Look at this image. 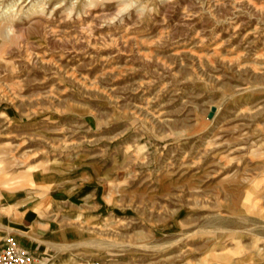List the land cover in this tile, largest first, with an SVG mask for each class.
Here are the masks:
<instances>
[{"label": "rangeland", "instance_id": "1", "mask_svg": "<svg viewBox=\"0 0 264 264\" xmlns=\"http://www.w3.org/2000/svg\"><path fill=\"white\" fill-rule=\"evenodd\" d=\"M62 182L31 264H264V0H0V221Z\"/></svg>", "mask_w": 264, "mask_h": 264}, {"label": "crops", "instance_id": "2", "mask_svg": "<svg viewBox=\"0 0 264 264\" xmlns=\"http://www.w3.org/2000/svg\"><path fill=\"white\" fill-rule=\"evenodd\" d=\"M54 190L39 189L34 196L18 199L10 214H4L0 223V240L13 235L20 244L37 255L51 249L49 243L66 241L75 235L70 225L76 216V198L79 184H62Z\"/></svg>", "mask_w": 264, "mask_h": 264}, {"label": "built area", "instance_id": "3", "mask_svg": "<svg viewBox=\"0 0 264 264\" xmlns=\"http://www.w3.org/2000/svg\"><path fill=\"white\" fill-rule=\"evenodd\" d=\"M36 253L20 244L16 237L7 235L0 244V264H31Z\"/></svg>", "mask_w": 264, "mask_h": 264}, {"label": "water", "instance_id": "4", "mask_svg": "<svg viewBox=\"0 0 264 264\" xmlns=\"http://www.w3.org/2000/svg\"><path fill=\"white\" fill-rule=\"evenodd\" d=\"M213 112H214V110H212V111L209 113V117H210V118L212 117Z\"/></svg>", "mask_w": 264, "mask_h": 264}]
</instances>
